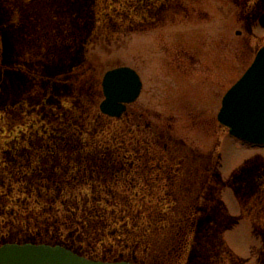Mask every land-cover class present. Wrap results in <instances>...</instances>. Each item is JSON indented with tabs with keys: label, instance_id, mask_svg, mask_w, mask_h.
I'll return each instance as SVG.
<instances>
[{
	"label": "rangeland",
	"instance_id": "rangeland-1",
	"mask_svg": "<svg viewBox=\"0 0 264 264\" xmlns=\"http://www.w3.org/2000/svg\"><path fill=\"white\" fill-rule=\"evenodd\" d=\"M264 46V0H0V246L264 264V147L218 121ZM138 100L102 114L109 69Z\"/></svg>",
	"mask_w": 264,
	"mask_h": 264
},
{
	"label": "water",
	"instance_id": "water-1",
	"mask_svg": "<svg viewBox=\"0 0 264 264\" xmlns=\"http://www.w3.org/2000/svg\"><path fill=\"white\" fill-rule=\"evenodd\" d=\"M102 113L121 118L143 89L138 71L130 66L108 70L102 81ZM218 121L244 143L264 147V46L244 74L225 93ZM0 264H139L105 262L81 256L60 245L6 243L0 246Z\"/></svg>",
	"mask_w": 264,
	"mask_h": 264
},
{
	"label": "flooded vegetation",
	"instance_id": "flooded-vegetation-1",
	"mask_svg": "<svg viewBox=\"0 0 264 264\" xmlns=\"http://www.w3.org/2000/svg\"><path fill=\"white\" fill-rule=\"evenodd\" d=\"M129 110H130V109H129ZM129 110H128V111H129Z\"/></svg>",
	"mask_w": 264,
	"mask_h": 264
}]
</instances>
